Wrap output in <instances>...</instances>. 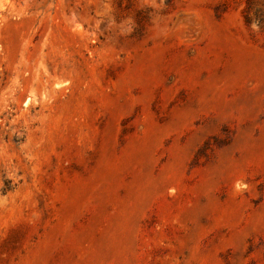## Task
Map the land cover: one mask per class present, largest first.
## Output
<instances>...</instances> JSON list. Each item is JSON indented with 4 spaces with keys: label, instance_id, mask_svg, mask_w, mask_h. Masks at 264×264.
<instances>
[{
    "label": "rangeland",
    "instance_id": "rangeland-1",
    "mask_svg": "<svg viewBox=\"0 0 264 264\" xmlns=\"http://www.w3.org/2000/svg\"><path fill=\"white\" fill-rule=\"evenodd\" d=\"M0 264H264V0H0Z\"/></svg>",
    "mask_w": 264,
    "mask_h": 264
}]
</instances>
